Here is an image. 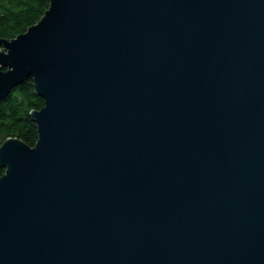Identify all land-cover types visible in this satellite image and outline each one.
I'll use <instances>...</instances> for the list:
<instances>
[{
	"label": "water",
	"instance_id": "water-1",
	"mask_svg": "<svg viewBox=\"0 0 264 264\" xmlns=\"http://www.w3.org/2000/svg\"><path fill=\"white\" fill-rule=\"evenodd\" d=\"M0 37L38 140L0 145V264H264V0H49Z\"/></svg>",
	"mask_w": 264,
	"mask_h": 264
},
{
	"label": "trees",
	"instance_id": "trees-1",
	"mask_svg": "<svg viewBox=\"0 0 264 264\" xmlns=\"http://www.w3.org/2000/svg\"><path fill=\"white\" fill-rule=\"evenodd\" d=\"M49 5V0H0V37L9 39L26 32L42 18ZM44 103L31 78L0 99V145L7 137L18 136L34 146L38 129L30 110ZM4 172L5 168H0V174Z\"/></svg>",
	"mask_w": 264,
	"mask_h": 264
},
{
	"label": "rangeland",
	"instance_id": "rangeland-1",
	"mask_svg": "<svg viewBox=\"0 0 264 264\" xmlns=\"http://www.w3.org/2000/svg\"><path fill=\"white\" fill-rule=\"evenodd\" d=\"M14 88H15V87H14ZM14 88H13V89H14ZM9 94H10V93H9Z\"/></svg>",
	"mask_w": 264,
	"mask_h": 264
}]
</instances>
